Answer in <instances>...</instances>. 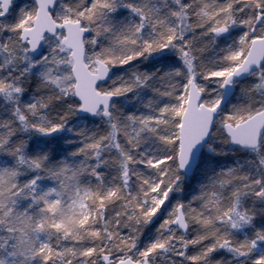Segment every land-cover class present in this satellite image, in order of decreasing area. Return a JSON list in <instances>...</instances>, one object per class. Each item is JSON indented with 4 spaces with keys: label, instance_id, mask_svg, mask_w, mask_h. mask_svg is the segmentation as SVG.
Instances as JSON below:
<instances>
[{
    "label": "snow or ice",
    "instance_id": "6c2138e0",
    "mask_svg": "<svg viewBox=\"0 0 264 264\" xmlns=\"http://www.w3.org/2000/svg\"><path fill=\"white\" fill-rule=\"evenodd\" d=\"M0 264H264V0H0Z\"/></svg>",
    "mask_w": 264,
    "mask_h": 264
}]
</instances>
